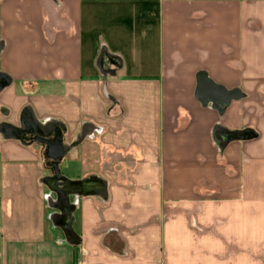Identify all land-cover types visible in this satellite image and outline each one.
Listing matches in <instances>:
<instances>
[{"label": "crops", "instance_id": "crops-1", "mask_svg": "<svg viewBox=\"0 0 264 264\" xmlns=\"http://www.w3.org/2000/svg\"><path fill=\"white\" fill-rule=\"evenodd\" d=\"M0 264H264V0H0Z\"/></svg>", "mask_w": 264, "mask_h": 264}, {"label": "water", "instance_id": "water-1", "mask_svg": "<svg viewBox=\"0 0 264 264\" xmlns=\"http://www.w3.org/2000/svg\"><path fill=\"white\" fill-rule=\"evenodd\" d=\"M205 96H210L209 100L216 104V106L220 107L225 106L229 101V97L227 98V93H225L219 87L214 86L209 81L200 79L198 88V98L203 101L205 100ZM38 141L47 146V154L50 158L58 160L61 156H63V146L59 138H56L51 141L40 138L38 139Z\"/></svg>", "mask_w": 264, "mask_h": 264}, {"label": "rangeland", "instance_id": "rangeland-1", "mask_svg": "<svg viewBox=\"0 0 264 264\" xmlns=\"http://www.w3.org/2000/svg\"><path fill=\"white\" fill-rule=\"evenodd\" d=\"M58 180H60V179H58ZM58 185V184H57Z\"/></svg>", "mask_w": 264, "mask_h": 264}]
</instances>
